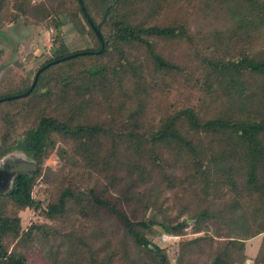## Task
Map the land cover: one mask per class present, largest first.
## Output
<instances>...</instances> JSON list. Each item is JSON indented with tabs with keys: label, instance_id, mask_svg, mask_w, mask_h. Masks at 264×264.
<instances>
[{
	"label": "trees",
	"instance_id": "1",
	"mask_svg": "<svg viewBox=\"0 0 264 264\" xmlns=\"http://www.w3.org/2000/svg\"><path fill=\"white\" fill-rule=\"evenodd\" d=\"M196 1L202 12L193 17H198L195 33L180 17L158 22L163 12L190 11L192 0H81L103 42L101 53L95 54L100 46L77 0H0V28L19 23L39 29L49 26L55 33L50 58L34 73L67 55L90 52L46 67L26 97L0 104V155L17 153L34 164L31 174L14 177L0 200V263L23 264L8 247L30 241L39 228L30 224L22 230L20 211L53 219L69 210L82 214L90 205L100 218L96 238L127 242L150 264H169L163 251L146 238L153 222L137 216V205L146 208L150 200L144 197L148 191L137 187L158 181L168 190L189 183L191 199L197 202L184 219L180 217L188 213L189 205L179 207L175 220L160 226L164 234L181 237L190 220L194 233L210 229L218 240L205 234L177 241L185 264L193 253H201L202 244L209 254L205 264L239 263L244 241L260 234L253 264H264V216L260 220L238 201L245 195L264 201V0ZM64 28L83 38L84 48L70 51L60 41ZM133 51L140 61L135 70L129 68V94L122 92L132 108L124 131L115 133L112 144H116L106 153L102 136L111 130L80 121V113L90 98L100 99L108 89L118 96L121 72L115 65L121 68V61L127 63L126 56ZM175 51L191 53L187 68L167 57ZM105 57L116 61L112 71ZM143 63L155 75L167 77L171 100L164 109L157 102L150 105L153 95L146 89L148 83L143 85L146 78L138 74ZM125 71L129 74L128 68ZM108 72L117 78L112 85ZM31 81L6 74L0 81V98L24 93ZM205 104L213 112L203 116ZM27 115L34 116L29 125ZM19 121L25 126L18 127ZM52 152L73 157L76 167L82 165L88 175L73 180L63 175L59 193L43 204L31 191L41 164ZM101 173L109 182L101 181ZM41 180L49 182L48 175H41ZM117 182L121 185L113 187ZM217 194L231 199L220 201ZM213 244L215 250L210 251Z\"/></svg>",
	"mask_w": 264,
	"mask_h": 264
},
{
	"label": "rangeland",
	"instance_id": "2",
	"mask_svg": "<svg viewBox=\"0 0 264 264\" xmlns=\"http://www.w3.org/2000/svg\"><path fill=\"white\" fill-rule=\"evenodd\" d=\"M192 1L195 3L189 7V9H191V16L187 8L179 9L180 11L177 12L178 14L176 13V9H174L170 14L163 12L162 14L164 16L160 19L158 18V22H168L169 16L171 20H173V17H180L189 22L190 29L195 32L199 29L196 23L198 17H193L198 15V12L201 13L202 11L200 2L196 0ZM165 10H167V8H165ZM66 29L67 28H64V30ZM54 35V31L49 26L39 29L34 27H23L19 23L8 27L3 25L0 28V81L8 73L31 79L35 68L43 61L50 58L53 49ZM82 39L77 37L72 31L66 30L65 33H62L60 41H62L70 51H73L74 49L84 48L85 40ZM138 55V52L135 51L128 53L126 56L127 63H125V60H122L121 68L119 65H115V67L119 69L116 72H121L119 74V86L121 89L118 91V96L116 92H114L115 95H112L111 91L108 89L106 92L99 95L100 99L97 97L90 98L84 105V111L80 113V121L99 127L102 130H111L108 135L102 136L104 143L103 152L107 153L109 148L116 144H112L116 139L115 133L119 131L122 132L125 129L123 123L132 108V104L127 100L128 95L123 96V93L128 92L127 94H129L132 88L130 84L131 81H129V79H131V76H129L131 75L129 68L132 67L135 70L137 62L140 61ZM172 56L173 59L180 60V67L185 69L187 68L185 63L188 65L191 53L189 51L180 54L176 51L172 54L170 52L167 53V57L172 58ZM104 60L111 64L108 71H112V66L116 61L106 57L103 61ZM126 68H128L129 74L126 73ZM151 69V66L143 63V65L138 67V74H140L142 79L143 77L146 78V82L143 79V85L148 83V88L146 89L153 95L151 99L154 101L151 102L150 105L153 106L154 103L157 102L159 103V109H164L171 100L168 99L170 94L168 90H166L169 86L166 82L167 77L155 75V73H152ZM108 73L110 74L109 80L112 79L110 84L112 85L113 81L117 78H111L114 75L112 72ZM1 108H3V105ZM211 110L212 107L205 104L202 108L203 116L212 113L213 111ZM33 118L34 116H26L25 120H28V125L32 122ZM24 123L25 122L21 123V121H19L18 124L20 125H18V127H24ZM118 150L119 149H117V151ZM125 160L126 158L124 157L123 161ZM81 166L76 167L73 157L61 156L58 153L52 152L41 164V174L35 179L31 191L32 197L45 204L46 200L53 199L59 193L63 180L62 178L64 177L63 175L67 176V179L70 178L72 180L80 177L87 178L88 173L83 169L84 167ZM91 172L93 175L96 174L93 169L90 173ZM43 174L48 175L49 182H42L41 175ZM103 174L101 173L102 176L100 175L101 181L104 183L109 182V177ZM151 183L152 184L147 183L144 187H137V191H143L144 193L148 191V193L144 195L145 198L150 197L146 208L137 205V216L146 221L153 222L151 232L146 234V238L150 243L163 251L169 264H185L177 241H188L205 234L211 236L213 241H218L216 237H214L213 231L210 229L206 232L205 229L202 230V228H200L198 232L194 233V227L190 220H187L189 226L184 229V234L181 237L164 234L160 226L175 220L179 207L184 208L185 205H189L187 207L188 213H184L180 217V219H184L188 214L194 212L191 208L193 209L194 204L197 202L191 199L194 194L191 191L189 183L180 182V186L177 187L176 185L172 190H168L165 186L160 185L158 181ZM120 185L121 184L117 182L113 187L117 188ZM216 199L223 202L229 201L231 195L228 196L224 194V196H222L217 194ZM186 200H188L189 203H187ZM238 201L242 203L244 207H250L251 210L254 211L255 217L262 220L264 216V201H256L250 199L249 196L246 195L238 199ZM96 212L98 211L93 209L92 206L87 205L82 214H79L78 211L69 210L62 218L45 219L41 216H37L30 210L20 211L17 215L20 219V228L22 230H25L30 224L38 225L39 228L34 231L30 241L13 242L9 245L8 251H11L16 257L21 258L23 264H131V262L135 263L138 261H141V264H150L142 251H134L127 242L123 243L121 240L118 241L117 239V243L114 244L113 238L111 237L99 236L96 238L94 232L100 221ZM107 239H110L109 242ZM260 241L261 234L245 240L243 258L236 264H253V258L257 253ZM106 242L109 244L107 243L106 245ZM119 246L120 249H118ZM215 247V244L211 245L210 251L215 250ZM206 248L205 244H202L200 249L201 253H193L190 258H188V263L205 264L208 262L209 254ZM115 249H118V251H115ZM2 262L3 263L0 264H5L4 261Z\"/></svg>",
	"mask_w": 264,
	"mask_h": 264
},
{
	"label": "flooded vegetation",
	"instance_id": "3",
	"mask_svg": "<svg viewBox=\"0 0 264 264\" xmlns=\"http://www.w3.org/2000/svg\"><path fill=\"white\" fill-rule=\"evenodd\" d=\"M32 172L34 164L23 156L17 153L0 155V200L10 191L17 174Z\"/></svg>",
	"mask_w": 264,
	"mask_h": 264
},
{
	"label": "water",
	"instance_id": "4",
	"mask_svg": "<svg viewBox=\"0 0 264 264\" xmlns=\"http://www.w3.org/2000/svg\"><path fill=\"white\" fill-rule=\"evenodd\" d=\"M77 3H78L79 9H80V11H81V14H82L84 20L86 21L87 25L89 26V28L91 29V31L93 32V34L95 35V37H96V39H97V41H98V43H99L100 48H99V50L95 53V54H99V53H101V51H102V49H103V42H102L101 36H100L99 32L97 31V29L95 28V26L93 25V23L90 21L88 15H87V13H86V11H85L83 5H82L81 0H77ZM89 53H90V52H85V51H84V52L74 53V54L67 55V56H65V57H63V58H60V59H58V60H55V61H52V62H49V63L43 65L42 67H40V68H38V69L36 70V72L34 73V75H33V77H32L31 84L29 85L28 89H27L24 93H22V94H20V95H17V96H9V97H3V98H0V103H1V102H5V101L14 100V99H17V98L26 97V96L29 94V92L32 90V88L34 87L38 74H39L41 71H43L46 67H48V66H50V65H52V64H56V63H58V62H60V61H63V60H65V59L72 58V57L77 56V55H86V54H89Z\"/></svg>",
	"mask_w": 264,
	"mask_h": 264
}]
</instances>
